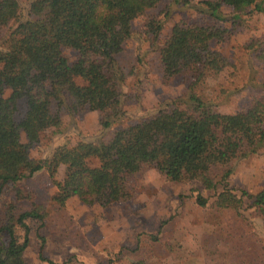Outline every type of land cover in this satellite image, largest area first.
<instances>
[{"label": "rangeland", "instance_id": "374dc122", "mask_svg": "<svg viewBox=\"0 0 264 264\" xmlns=\"http://www.w3.org/2000/svg\"><path fill=\"white\" fill-rule=\"evenodd\" d=\"M19 1L18 16L0 25V49L19 21L27 18L26 0ZM196 7H202L197 0L191 5L160 0L135 18L130 37L114 55V68L124 81L119 86L120 104L109 115L111 125L101 126L103 113L99 111H77L73 97L62 90L49 103L58 123L30 146V160L45 163L60 146L107 142L118 129L143 120L160 107L174 102L185 105L188 81L175 77L165 83L159 61L165 37L182 19L229 31L221 41L211 40V48L224 59L223 65L218 71L206 72L194 92L222 113L247 111L259 100L264 103V9L247 11L232 28L230 8L223 7L226 20L218 21ZM157 24L161 29L154 37ZM64 53L70 62L75 60L76 51L65 49ZM75 82L83 84L78 78ZM9 93L6 87L0 96ZM25 110L21 98L14 113L16 122ZM19 134L21 142L27 143L22 129ZM228 169L231 174L225 183L236 199L220 196L224 191L222 175ZM64 171L61 164L51 177L44 165L31 177L5 184L0 193V227L11 225L19 242L24 235L17 223L19 214L35 210L43 217L42 221L25 220L29 228L25 264H48L39 258L41 243L46 258L58 263L71 258L66 264H264L263 208L241 196L242 189L255 194L264 188V144L254 154L213 166L209 172L213 187L200 179L170 181L156 168L145 167L127 177L126 197L106 206L84 204L76 197L58 204L55 180H61ZM197 192L206 197L205 206L196 203ZM8 239L6 232L1 233V246Z\"/></svg>", "mask_w": 264, "mask_h": 264}, {"label": "trees", "instance_id": "16d2710c", "mask_svg": "<svg viewBox=\"0 0 264 264\" xmlns=\"http://www.w3.org/2000/svg\"><path fill=\"white\" fill-rule=\"evenodd\" d=\"M160 0H26L27 18L20 20L0 49V94L7 87V97L0 96V193L5 184L33 176L44 165L51 177L65 166L64 176L55 180L54 199L63 205L70 197L84 204L111 205L127 195L126 179L145 167H154L174 182L200 179L213 187L209 172L213 166L256 153L264 144V103L255 101L247 111L222 113L213 110L194 92L206 72L218 71L224 59L211 48V40L221 41L226 29L182 19L172 25L159 49L163 81L175 77L188 81L186 104L176 102L160 107L143 120L118 129L107 142H80L73 147L60 146L49 161H32L30 146L41 133L58 123L49 111L52 97L62 90L74 99L77 111L86 109L103 113L101 126L107 128L120 104L122 73L114 68V55L130 37L132 21L152 9ZM191 5L193 0H173ZM197 10L225 21L223 7L230 8L232 28L249 10L262 11L264 0H197ZM19 0H0V25L15 19ZM161 24L156 25L157 37ZM65 49L76 51L70 62ZM83 84H78L75 79ZM25 99L21 121L14 113L17 101ZM22 129L27 143L20 140ZM231 174L222 175L224 191L220 196L236 199L225 183ZM252 204L264 211V188L255 194L241 191ZM240 197V196H239ZM200 206L207 199L195 196ZM241 203L240 200H237ZM27 218L43 220L35 210L19 214L17 223L24 235L19 242L11 225L0 227L8 242L0 244V264H25L23 252L28 245ZM43 242V239H41ZM43 244L39 258L48 264ZM142 264V263H136Z\"/></svg>", "mask_w": 264, "mask_h": 264}]
</instances>
